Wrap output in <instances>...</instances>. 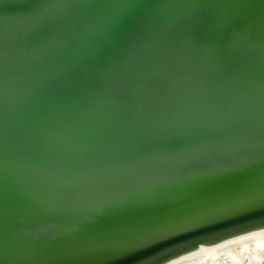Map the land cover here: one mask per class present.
<instances>
[{
  "label": "water",
  "instance_id": "95a60500",
  "mask_svg": "<svg viewBox=\"0 0 264 264\" xmlns=\"http://www.w3.org/2000/svg\"><path fill=\"white\" fill-rule=\"evenodd\" d=\"M262 174L264 0H0V264L88 263Z\"/></svg>",
  "mask_w": 264,
  "mask_h": 264
},
{
  "label": "bare ground",
  "instance_id": "6f19581e",
  "mask_svg": "<svg viewBox=\"0 0 264 264\" xmlns=\"http://www.w3.org/2000/svg\"><path fill=\"white\" fill-rule=\"evenodd\" d=\"M252 205H255L256 207L249 208ZM203 206L205 208H203L204 210L202 209ZM263 215L264 174L252 181H243L240 186L238 185L228 191H220L208 197L202 198V200H195L194 203L186 204L175 213L163 216L164 220H158L155 223L151 222L154 223V227H152L151 230L149 229V232L144 231L145 233H139L140 231H137L136 234L138 235L132 236V238L135 237V239L137 237L138 241L136 240V243L130 245L127 243L124 244L125 246L121 245L123 247L128 246V249L125 251L108 254L103 259L91 260L85 264H133V261L135 264H151L150 262L146 263L148 260L147 257L156 249L166 251L163 252L162 256H160V254L156 257L161 259L155 264H177L180 262V259H183V257L186 256V254L184 256V253L176 255L178 253L177 250L181 249L179 248L181 242L186 239L190 240L191 238H197L205 235L207 238L213 237L211 239L216 241L218 239L223 240L231 237L236 233H251L255 227L251 229L249 228L248 230L245 229V227L243 228V225L253 217H262ZM190 219L192 222L195 221L193 222L195 226L199 225L203 221L205 223L204 225L200 224V227L198 228L196 227V231L190 233L189 235L187 234L188 236H186L185 233H183L185 234L184 236L183 234H180L179 236V234L177 235V233H174L171 237H169V232L171 230L190 222ZM162 240L164 241L160 242ZM153 242H159V245L157 244V246H154L155 244H150ZM177 245H179V247ZM138 246H142L140 252H138L134 258L131 257L128 259L129 255L132 254L131 250ZM242 261L244 264L264 263V252L254 254V256L246 255L242 257Z\"/></svg>",
  "mask_w": 264,
  "mask_h": 264
},
{
  "label": "rangeland",
  "instance_id": "374dc122",
  "mask_svg": "<svg viewBox=\"0 0 264 264\" xmlns=\"http://www.w3.org/2000/svg\"><path fill=\"white\" fill-rule=\"evenodd\" d=\"M255 207H256L255 205H252L249 208H255ZM203 208L204 206L202 207V209ZM263 216L253 217L252 219H250L243 225V228L245 227V229H248V230L249 228L251 229L255 227L251 233H244V234L242 232L236 233L232 235L231 237L225 238L223 240L218 239L216 241L211 239L213 237L207 238V236L205 235L199 236L197 238H191L190 240L186 239L185 241L181 242L180 247L179 245H177L181 249L177 250L178 253L176 255H178L179 253H184V256H185L186 254V256L183 257V259H180V262H178L177 264H244V262L242 261V257L246 255L254 256V254L264 252V217ZM189 221L190 222L182 226H178L174 230H171L170 231L171 233L169 232V237H171V235H173L174 233H177V235L179 234V236L180 234L185 233L186 236H188L190 233L196 231V227L198 228L200 227L199 226L200 224L204 225L205 223L203 221L199 225L195 226V224L193 223L195 221L192 222L191 219ZM185 234H183V236ZM163 241L164 240L160 242H163ZM150 244L152 245L155 244L154 246H157V244L159 245V242L158 243L153 242ZM106 248L107 247L103 248V250H106ZM117 248L118 250L115 249L116 251L114 249L113 251H109L111 252L109 254L116 253L119 251L123 252L126 249H128V246L123 247L119 245L117 246ZM135 248L131 250L132 254L129 255L128 259H130L131 257L134 258V256L137 255L138 252H140V250L142 249V246H138ZM107 249H110V248H107ZM103 250L99 252H102ZM156 250L150 253V255L147 257L148 260L146 261V263L150 262L151 264H155L158 260L161 259V258H156V257H158L160 254H161L160 256H162L163 252L166 251V250H158V249ZM106 255H103V256L99 255V257L93 260L103 259L105 258ZM103 264H107V263H103ZM261 264H264V263H261Z\"/></svg>",
  "mask_w": 264,
  "mask_h": 264
},
{
  "label": "snow or ice",
  "instance_id": "6c2138e0",
  "mask_svg": "<svg viewBox=\"0 0 264 264\" xmlns=\"http://www.w3.org/2000/svg\"><path fill=\"white\" fill-rule=\"evenodd\" d=\"M133 264H135V262L133 261Z\"/></svg>",
  "mask_w": 264,
  "mask_h": 264
}]
</instances>
